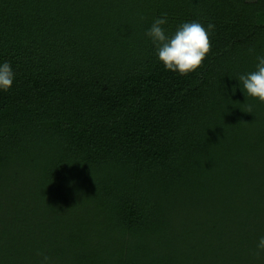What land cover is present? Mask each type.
Returning <instances> with one entry per match:
<instances>
[{
  "label": "trees",
  "instance_id": "trees-1",
  "mask_svg": "<svg viewBox=\"0 0 264 264\" xmlns=\"http://www.w3.org/2000/svg\"><path fill=\"white\" fill-rule=\"evenodd\" d=\"M162 13L215 24L196 71L157 60ZM256 53L264 0H0V264H264Z\"/></svg>",
  "mask_w": 264,
  "mask_h": 264
},
{
  "label": "clouds",
  "instance_id": "clouds-1",
  "mask_svg": "<svg viewBox=\"0 0 264 264\" xmlns=\"http://www.w3.org/2000/svg\"><path fill=\"white\" fill-rule=\"evenodd\" d=\"M167 23V13H162L153 18L150 27L145 31L146 37L156 46L157 60L166 70L180 75L196 71L209 54L210 36L215 30V24L208 22L204 25L197 20L184 21L173 33L168 34L164 27ZM255 60L254 70L239 74L237 80L246 98L251 97L264 103V53H256ZM15 79L16 73L12 64L8 60H0V91H10ZM250 111L251 106H249ZM256 250L264 251V235L258 236ZM38 255L41 257L40 264H51L48 255L39 251Z\"/></svg>",
  "mask_w": 264,
  "mask_h": 264
}]
</instances>
